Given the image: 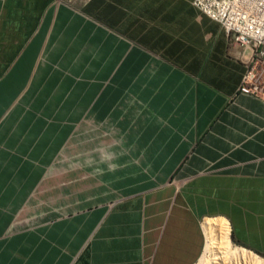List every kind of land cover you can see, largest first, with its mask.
Segmentation results:
<instances>
[{
    "label": "crops",
    "instance_id": "crops-1",
    "mask_svg": "<svg viewBox=\"0 0 264 264\" xmlns=\"http://www.w3.org/2000/svg\"><path fill=\"white\" fill-rule=\"evenodd\" d=\"M194 2L0 0V264L264 255V96Z\"/></svg>",
    "mask_w": 264,
    "mask_h": 264
},
{
    "label": "built area",
    "instance_id": "built-area-1",
    "mask_svg": "<svg viewBox=\"0 0 264 264\" xmlns=\"http://www.w3.org/2000/svg\"><path fill=\"white\" fill-rule=\"evenodd\" d=\"M195 6L217 21L230 39L249 51L241 91L264 96V0H195Z\"/></svg>",
    "mask_w": 264,
    "mask_h": 264
},
{
    "label": "bare ground",
    "instance_id": "bare-ground-1",
    "mask_svg": "<svg viewBox=\"0 0 264 264\" xmlns=\"http://www.w3.org/2000/svg\"><path fill=\"white\" fill-rule=\"evenodd\" d=\"M205 246L197 264H264V260L232 243L226 219L206 218L202 222Z\"/></svg>",
    "mask_w": 264,
    "mask_h": 264
},
{
    "label": "rangeland",
    "instance_id": "rangeland-1",
    "mask_svg": "<svg viewBox=\"0 0 264 264\" xmlns=\"http://www.w3.org/2000/svg\"><path fill=\"white\" fill-rule=\"evenodd\" d=\"M260 81H262V83H264V75L261 77V79H260ZM13 156H16V155H12L11 157H13ZM27 157V156H26ZM14 159H15V157H13L12 158V161H14ZM21 162H23L24 163V161H21ZM25 162H27V158H26V161ZM206 219V218H205ZM204 219V220H205ZM210 219H220L219 217H211ZM203 220V221H204ZM204 231V230H203ZM230 239H231V241H232V243L233 244H235V245H237V246H239V247H241L240 245H238L237 243H235V241L232 239V234L230 235ZM205 239H204V246H205ZM248 250V249H247ZM248 251H250V250H248ZM251 253H254V252H252V251H250ZM256 256H259V257H261L263 260H264V255H261V254H258V253H254ZM201 257V256H200ZM198 263V262H197ZM196 263V264H197Z\"/></svg>",
    "mask_w": 264,
    "mask_h": 264
},
{
    "label": "trees",
    "instance_id": "trees-1",
    "mask_svg": "<svg viewBox=\"0 0 264 264\" xmlns=\"http://www.w3.org/2000/svg\"><path fill=\"white\" fill-rule=\"evenodd\" d=\"M233 239V238H232Z\"/></svg>",
    "mask_w": 264,
    "mask_h": 264
}]
</instances>
